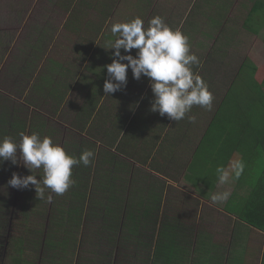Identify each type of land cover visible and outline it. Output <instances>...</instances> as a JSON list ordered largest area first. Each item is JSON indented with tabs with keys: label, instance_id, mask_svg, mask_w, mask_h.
I'll use <instances>...</instances> for the list:
<instances>
[{
	"label": "crops",
	"instance_id": "crops-1",
	"mask_svg": "<svg viewBox=\"0 0 264 264\" xmlns=\"http://www.w3.org/2000/svg\"><path fill=\"white\" fill-rule=\"evenodd\" d=\"M160 1L161 12H168L163 13L168 23L191 24L184 34L201 62L193 71L214 95L211 110L193 106L178 122L151 111L154 93L150 79L144 75L135 79L131 67L126 86L104 96L106 66L115 59V49L106 48L116 38L111 30V37L104 34L99 48L82 42L79 46L83 47L77 45L68 58L57 55L58 59L50 60L51 69L61 70V87L70 90L77 84L86 94L82 103L69 102L76 113L64 129L66 134L72 129L74 137H69L80 140L76 147H65L68 153L78 157L86 149L95 152L94 163L79 174L87 184L83 192L95 201V206L90 201L86 217L93 216L95 209L98 231L111 232L102 237L108 251L117 247L114 238L117 227H122L121 238L124 236L129 253L135 246L144 253L155 239L150 235L151 242H142L140 232H159L160 252L151 254L152 262L158 255L159 262L168 264H263L264 231L241 217L262 169L261 149L248 125L247 108L223 107V101L244 59L257 66L255 79L264 91V0ZM167 7L172 8L170 12ZM83 29L91 31L87 26ZM83 29L75 35L81 36ZM64 44L69 49L70 43ZM193 45L198 50L193 51ZM137 51L132 49L131 54L135 56ZM121 53L127 54L123 49ZM46 79L53 80L50 75ZM263 108L260 99L254 113L260 129ZM189 115L195 116V122L189 121ZM50 122L40 116L37 131L46 134ZM233 159L243 160V174L238 180L219 184L216 168ZM93 165L97 175L89 178ZM225 190L231 192L226 202L211 200L214 193ZM179 236L187 238L186 243L177 242ZM117 258L116 253L114 260Z\"/></svg>",
	"mask_w": 264,
	"mask_h": 264
},
{
	"label": "rangeland",
	"instance_id": "rangeland-1",
	"mask_svg": "<svg viewBox=\"0 0 264 264\" xmlns=\"http://www.w3.org/2000/svg\"><path fill=\"white\" fill-rule=\"evenodd\" d=\"M111 2L114 3L113 9L108 10L107 15H103L102 6L95 3V0L93 2L92 0H0V141L5 137H11L19 142L21 133L30 135L36 132L41 139L50 136L61 146L76 147L80 143V140L73 138L72 129H69L68 134L64 133V129L72 123L73 112L76 113L69 102L72 105L82 103L81 100L86 94L76 88L77 84L70 90L61 87L64 83L59 74L61 70L58 72V69H51L50 60L58 59L57 55L68 58L82 42H86L85 45L95 43L99 48V43L104 40V34L105 37H111L109 36L111 26L116 22H124L127 14L130 11V14L134 12L137 1L111 0ZM78 5H81L80 9ZM140 5L143 6L144 11L142 14L140 11L138 16L143 18L147 28L148 21L161 11V1L145 0ZM167 8L169 12L172 9ZM69 9L72 12L79 9L78 20L70 27L72 30L67 27L72 18ZM84 26L90 27L91 31L86 33ZM172 27L179 28L184 33L190 31L191 24L178 22L173 23ZM82 29L84 33L79 37L76 36L75 33ZM80 38L83 40L80 41ZM64 43H70L69 49L63 47L66 45ZM79 47L81 49L83 46ZM193 47V51L198 50L196 45ZM82 66L86 69L84 63ZM261 67H264V63ZM49 75L53 80L46 79ZM40 116H45L51 121L50 129L46 134H40L36 129V120ZM70 135L73 137H69ZM17 156L16 164H13L11 159L0 163V264H15L14 256L18 255L21 247L26 248L30 259L46 264L56 257L45 244L46 234L51 231L54 213L57 212V204L54 200L60 198L58 205L60 211L63 207L61 200L67 196V192L57 195L50 189H45L42 213L29 214L31 212L26 209L27 203L30 195L37 196L35 185L16 188L8 184L14 173L21 177L32 174L19 158V151ZM90 170L89 178L97 175L94 165ZM34 174L38 180L42 179L43 169L35 170ZM74 176L79 177V175ZM49 195L52 197L50 202L47 199ZM91 217H85V220L70 232L73 236L63 239L74 244L71 248L73 251L65 259L70 264H149V254L160 252L157 243L159 232L147 231L140 232L143 234L142 242H151L150 235L154 236L155 239L150 243L152 246L145 248L144 253H142L143 249L138 253V248L135 246L129 253L127 243L123 240L124 236L121 238L124 232L122 227L120 230L117 227V247L105 252L108 248L103 245L102 239L97 238L98 233H102L98 231L97 225L100 223L96 221L94 215ZM33 234L39 236V247H36V250L29 242H24L26 238L33 239ZM180 238L181 236L175 239L181 243H186L188 240ZM98 248L101 252L99 258L103 259L101 255H105V260L101 262L95 261L94 253ZM111 252H115V255L117 253V260H114L115 255L110 260H106ZM132 253L136 256L130 255Z\"/></svg>",
	"mask_w": 264,
	"mask_h": 264
},
{
	"label": "clouds",
	"instance_id": "clouds-1",
	"mask_svg": "<svg viewBox=\"0 0 264 264\" xmlns=\"http://www.w3.org/2000/svg\"><path fill=\"white\" fill-rule=\"evenodd\" d=\"M111 34L116 37L109 42L107 49H115L113 62L108 64V79L104 84V96L120 90L127 84V71L131 67L137 80L142 75L150 79L154 100L151 111L167 115L176 122L183 120L193 106L211 110L214 95L202 76L193 71L200 65L199 57L191 51L189 37L179 28H173L159 15L148 21L145 28L142 17L137 16L128 22H116L111 26ZM121 49L126 55H122ZM132 49H137L135 56ZM127 61V63H124ZM112 96V95H111ZM195 122V116H187ZM19 142L11 137L0 141V163L11 159L13 164L22 159L32 171L31 175L21 177L14 173L8 184L16 188L35 185L37 197L44 198L45 189L63 195L75 183L73 167L79 164L89 166L95 157L94 150L86 149L78 157L66 151L65 146L55 143L50 136L41 139L36 132L20 134ZM43 169V178L38 180L35 170ZM245 164L242 159L230 160L227 166H218L216 173L219 184L238 180L243 174ZM231 196L228 190L216 192L211 196L214 203L222 204ZM49 202L52 197H47Z\"/></svg>",
	"mask_w": 264,
	"mask_h": 264
},
{
	"label": "trees",
	"instance_id": "trees-1",
	"mask_svg": "<svg viewBox=\"0 0 264 264\" xmlns=\"http://www.w3.org/2000/svg\"><path fill=\"white\" fill-rule=\"evenodd\" d=\"M72 1V0H69ZM89 1V0H85ZM136 8L133 12L130 14H127L126 20L124 22L131 21L132 19L136 18L141 11H144L142 9V5H140L141 2L145 0H136ZM93 2V0H92ZM95 3L101 5L102 7V14L107 15L108 10L113 9L114 3L111 2V0H95ZM79 9L81 5H78ZM78 9V10H79ZM72 14V18L70 22L68 23L67 27L69 30H72L70 27L74 26V23L78 20V10L72 12L71 9H69ZM161 10V9H160ZM163 13H168L166 11L159 12L157 15L163 17L167 24H169L172 27L173 23H168V18L166 19L165 15ZM122 22V21H121ZM144 26L146 27L147 24L144 22ZM182 31V30H181ZM191 41V40H189ZM211 58V56H209ZM257 72V66L249 59H244L242 62L240 69L236 76L233 78L232 83L227 89V92L225 94V100L223 101V107L226 104H229L232 107H235L239 109L240 107L247 108V122L249 127L253 128L255 136L257 137L258 144L261 149V156L259 159H262V169L258 171V177L256 180L254 179V183L252 184L253 189L251 193L247 197V201L245 206L243 207V211L241 214V217L245 219L250 225H253L254 227H257L264 231V119L262 128L260 129L259 125L258 127L255 125V103L262 99V103L264 106V91L263 86L257 85V81L255 79V74ZM242 104V105H241ZM244 109V108H243ZM39 127H41L39 125ZM262 157V158H261ZM84 170V165H76L75 170H73V178L75 180L74 185L67 191V196L62 199L61 201L63 204V207L60 209L58 208L59 199L54 200L56 201L57 208L56 213H54V220H53V226L51 228V231L46 234L45 238V244L49 248L50 251L55 254L56 257L51 259L46 264H70V262H67L65 259H67L68 254L73 251L71 248L73 247V243L69 240H63V239H69V236H73L71 231L75 229L77 225H80L82 221L85 220L86 213L90 209V201L93 206H95V201L90 200L88 198L87 193L83 192V190L86 187V182H82V180L74 175L81 174V171ZM255 173L252 175L250 174V177L254 176ZM45 200L40 199L35 195H30L28 199V207L26 208L27 211L30 210L31 213H39L41 214L43 207H41L44 204ZM92 214L95 215V209H92ZM107 235L111 236V232H103ZM103 233H100L97 238H100L103 240L104 236ZM33 239L26 238L24 242H29L30 245H33V247L36 250V247H39V236H35V234L32 235ZM103 237V238H102ZM30 239V240H29ZM117 237L114 238V243H116ZM65 241V242H64ZM75 247V246H74ZM150 247V243L148 245ZM147 247V248H148ZM115 247H113L114 249ZM142 250V247L140 248ZM106 250L105 252H107ZM139 252V251H138ZM100 248L96 249L95 256H96V262H101L102 260H105V255H101L103 259H100ZM104 254V253H103ZM114 255L113 252H111L107 257L106 260H110L111 257ZM148 256L150 262L149 264H168V263H161L158 260H160L158 255H155L154 262L151 261V254ZM29 258V254L26 251V248L21 247L18 251V255L14 256L15 264H45V263H39L36 262L34 259H26ZM67 262V263H65ZM147 263V260L146 262ZM169 264H178V263H169ZM264 264V261H263Z\"/></svg>",
	"mask_w": 264,
	"mask_h": 264
}]
</instances>
